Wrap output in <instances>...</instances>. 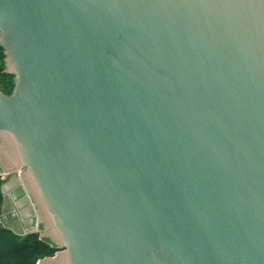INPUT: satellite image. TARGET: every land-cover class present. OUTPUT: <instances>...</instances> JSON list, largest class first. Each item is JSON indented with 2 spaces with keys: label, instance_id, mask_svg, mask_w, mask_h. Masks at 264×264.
<instances>
[{
  "label": "water",
  "instance_id": "water-1",
  "mask_svg": "<svg viewBox=\"0 0 264 264\" xmlns=\"http://www.w3.org/2000/svg\"><path fill=\"white\" fill-rule=\"evenodd\" d=\"M0 47L36 264H264V0H0Z\"/></svg>",
  "mask_w": 264,
  "mask_h": 264
},
{
  "label": "trees",
  "instance_id": "trees-1",
  "mask_svg": "<svg viewBox=\"0 0 264 264\" xmlns=\"http://www.w3.org/2000/svg\"><path fill=\"white\" fill-rule=\"evenodd\" d=\"M4 54L0 47V72L4 70ZM14 83L9 82L4 89H0L6 95L13 91ZM2 180L0 179V186ZM2 195L0 193V215ZM56 250L39 240L38 234L24 238L0 228V264H36L38 260L50 257Z\"/></svg>",
  "mask_w": 264,
  "mask_h": 264
},
{
  "label": "flooded vegetation",
  "instance_id": "flooded-vegetation-1",
  "mask_svg": "<svg viewBox=\"0 0 264 264\" xmlns=\"http://www.w3.org/2000/svg\"><path fill=\"white\" fill-rule=\"evenodd\" d=\"M4 71V70H3ZM3 71L2 72H0V76H1V78H3L4 76H3ZM9 82H13L14 83V79L13 78H7V79H4V81H3V87H2V89H4L7 85H8V83ZM1 89V88H0ZM0 179L2 180V183L4 182V179H2L1 177H0ZM9 179V177L8 178H6V180H8ZM2 204H3V196H2V202H1V206H2ZM0 217H1V215H0ZM0 228L1 229H5V227L1 224V220H0ZM6 230V229H5ZM8 231V230H7ZM9 232H11V231H9ZM12 234H13V232H11Z\"/></svg>",
  "mask_w": 264,
  "mask_h": 264
},
{
  "label": "rangeland",
  "instance_id": "rangeland-1",
  "mask_svg": "<svg viewBox=\"0 0 264 264\" xmlns=\"http://www.w3.org/2000/svg\"><path fill=\"white\" fill-rule=\"evenodd\" d=\"M3 86H1V88H2Z\"/></svg>",
  "mask_w": 264,
  "mask_h": 264
}]
</instances>
